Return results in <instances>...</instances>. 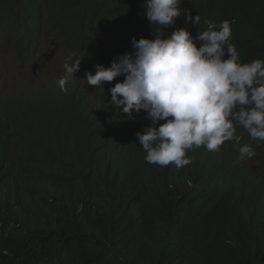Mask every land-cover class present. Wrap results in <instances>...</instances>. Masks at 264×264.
I'll return each mask as SVG.
<instances>
[{
	"label": "trees",
	"instance_id": "16d2710c",
	"mask_svg": "<svg viewBox=\"0 0 264 264\" xmlns=\"http://www.w3.org/2000/svg\"><path fill=\"white\" fill-rule=\"evenodd\" d=\"M143 3L0 0L5 50L14 61L50 64L38 50L49 38L73 60L82 57L74 75H94L95 65L134 55L133 37H156ZM180 7L185 13L162 37L178 28L195 37L206 21L214 30L228 21L241 63L264 60V0H183ZM186 15H198L199 24ZM55 72V104L47 98L0 139V183L12 189L0 190V264H264V141L237 126L219 151L194 147L182 168H151L133 143L115 139L125 126L134 135L149 126L144 114L134 112L130 123L107 121L108 109H117L109 89L124 77L103 87L72 79L61 91L63 75ZM73 80L92 102L85 94L76 101ZM244 145L256 153L248 164L237 160ZM33 172L41 180L26 183ZM21 185L44 194L23 207L25 219L11 197Z\"/></svg>",
	"mask_w": 264,
	"mask_h": 264
},
{
	"label": "clouds",
	"instance_id": "9594fccd",
	"mask_svg": "<svg viewBox=\"0 0 264 264\" xmlns=\"http://www.w3.org/2000/svg\"><path fill=\"white\" fill-rule=\"evenodd\" d=\"M182 3L183 0H144V15L156 29V37L138 40L133 37L134 55L124 53L109 67L95 65L94 75L85 73L86 83L95 87L124 77L109 89L111 104L117 113L115 119L109 120L108 112L107 121L130 123L134 112L144 114L149 126L136 135L132 126H125L115 139L122 145L133 143L151 168L170 163L177 169L182 168L191 163L186 153L194 147L219 151L225 141L235 138L237 126H242L252 139L264 141V60L241 63L237 48L229 42L232 32L228 21L222 22L219 30H214L213 23L206 21L208 29L195 37L186 28L162 37V30L174 25L185 13L180 7ZM185 18L197 25L200 22L198 15L194 19L190 15ZM0 25L7 35L5 26ZM5 41L6 37L2 43L4 49ZM38 50L51 58L41 47ZM81 58L73 60L69 56L65 61V74L58 81L61 91H67L66 84L79 77L74 73L80 69ZM11 63L21 72L12 76L0 65V139L17 127L25 114L31 116L44 106L47 98L37 101L35 89L47 96L52 95L57 85L55 70L47 71L41 62L13 59ZM70 90L76 94V101L85 94L92 102L90 93L77 81L73 80ZM3 92L9 96L3 98ZM238 106L239 110L234 111ZM255 155L251 145H244L239 149L237 160ZM40 180L33 172L26 183L36 184ZM42 195L23 185L11 193L22 219L26 218L23 207Z\"/></svg>",
	"mask_w": 264,
	"mask_h": 264
},
{
	"label": "rangeland",
	"instance_id": "374dc122",
	"mask_svg": "<svg viewBox=\"0 0 264 264\" xmlns=\"http://www.w3.org/2000/svg\"><path fill=\"white\" fill-rule=\"evenodd\" d=\"M20 30L21 32L25 31L24 24L20 26ZM5 37L6 35L4 33V30L0 25V65L4 68V71L6 73H10L12 76H16L18 73L21 72V69L11 63L13 62L14 55L12 53L5 52V49L2 46V43ZM41 48L44 53H48L51 56L50 64H45L41 62V65L43 66V68L46 69L47 71H53L54 69L55 71L60 72L62 75H64L65 69L63 65L68 58V53L58 48L49 38L45 39L42 42ZM28 68H29V65H26L25 69H28ZM28 75L30 74L28 73ZM79 78L81 77L80 76L75 77V79H79ZM81 79L83 80V82L86 83L85 78H81ZM35 95L37 97V101H43L45 98H48L52 105L55 104L56 98L58 97V96H52V95L46 96V94L41 93L37 89H35ZM8 96L9 94H7L6 92H3V98H7ZM108 110H109V120L115 119L116 118L115 113H117V111L113 110L112 108H109ZM0 112H1V108H0ZM251 160L252 158L251 159L246 158L245 163L246 164L251 163ZM0 186L3 188V189L0 188V190L4 192V194L9 195L10 192H12V189L8 188L6 186V183L4 182H1Z\"/></svg>",
	"mask_w": 264,
	"mask_h": 264
}]
</instances>
